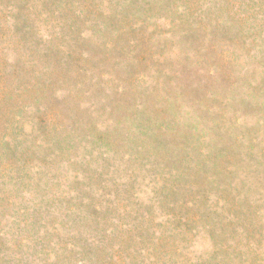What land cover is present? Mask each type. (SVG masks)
<instances>
[{"label":"rangeland","instance_id":"1","mask_svg":"<svg viewBox=\"0 0 264 264\" xmlns=\"http://www.w3.org/2000/svg\"><path fill=\"white\" fill-rule=\"evenodd\" d=\"M0 264H264V0H0Z\"/></svg>","mask_w":264,"mask_h":264},{"label":"trees","instance_id":"2","mask_svg":"<svg viewBox=\"0 0 264 264\" xmlns=\"http://www.w3.org/2000/svg\"><path fill=\"white\" fill-rule=\"evenodd\" d=\"M125 143L128 145V144L131 143V141L128 140V141H125ZM109 153H110V152H107L106 150L103 151V152H101V154H102L103 156H108ZM114 159H115V158H112L111 160H114ZM116 167H117V165H116ZM122 169H123V167H122Z\"/></svg>","mask_w":264,"mask_h":264}]
</instances>
